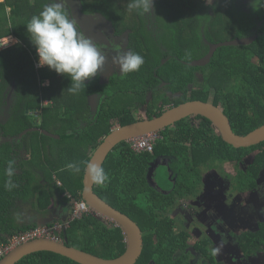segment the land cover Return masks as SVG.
<instances>
[{
	"label": "trees",
	"instance_id": "obj_1",
	"mask_svg": "<svg viewBox=\"0 0 264 264\" xmlns=\"http://www.w3.org/2000/svg\"><path fill=\"white\" fill-rule=\"evenodd\" d=\"M80 1L84 12L103 15L117 34L130 30L133 56L123 72L106 81L89 76L95 44L80 41L84 34L63 0L0 1V39L11 35L6 39L19 40L0 50V244L40 225L32 217L20 222V215H14L26 203L41 211L53 206L54 216L61 217L71 207L69 194L84 200L86 167L112 132L111 121L126 125L141 120L134 112L143 106L152 118L192 100L223 105L241 136L264 124V0H216L214 5L207 0ZM251 36L250 44L222 46L208 64L191 65L209 52L211 43ZM39 49L52 57L44 67L37 65ZM163 81L173 94L161 86ZM196 117L207 123L196 129L187 116L157 131L152 151L139 153L131 142H120L96 179L95 192L142 229L143 250L134 264H226L211 235L194 237L186 214H173L183 207L179 199L196 194L189 175L202 169L194 173L188 167L219 168L231 161L242 173L235 189L259 186L264 140L235 147L210 118ZM21 150L31 158L21 156ZM248 156L253 161L244 171L240 162ZM161 166L168 189L159 181ZM59 222L67 245L108 259L128 249L124 228L107 217L88 213L67 223L54 218L48 225ZM234 234L243 261L264 253V220ZM16 264L82 263L41 250Z\"/></svg>",
	"mask_w": 264,
	"mask_h": 264
},
{
	"label": "water",
	"instance_id": "obj_2",
	"mask_svg": "<svg viewBox=\"0 0 264 264\" xmlns=\"http://www.w3.org/2000/svg\"><path fill=\"white\" fill-rule=\"evenodd\" d=\"M70 9L74 22L80 27L84 36L91 43L111 46L112 38L109 28L111 23L101 14H91L83 11L80 0H63ZM106 21L108 24H103ZM255 39V36L235 38L228 41L211 43L209 52L202 58L193 60L192 66H204L208 64L215 51L228 45H247ZM0 39V47L2 46ZM165 61V60H164ZM192 114H201L210 118L218 127L223 137L235 147H248L264 140V124L245 135H238L232 127L228 115L216 104L203 100H192L175 106L160 116L141 119L135 122L118 125L112 132L105 136L95 152L93 153L85 171L83 199L101 216L107 217L120 224L127 234L129 246L126 252L118 258L108 259L97 256L93 253L65 244L62 240H55L47 237L36 238L24 242L13 248L8 254L0 259V264H16L26 255L41 251H53L70 257L82 264H134L140 257L143 250V233L139 224L128 214L122 212L109 202L103 199L94 190V184L105 163L109 153L122 141L143 134L159 131L178 120ZM39 128H31L38 130ZM47 136L61 138L57 133L40 129Z\"/></svg>",
	"mask_w": 264,
	"mask_h": 264
},
{
	"label": "flooded vegetation",
	"instance_id": "obj_3",
	"mask_svg": "<svg viewBox=\"0 0 264 264\" xmlns=\"http://www.w3.org/2000/svg\"><path fill=\"white\" fill-rule=\"evenodd\" d=\"M103 24L107 25L108 23L104 21ZM109 32L112 38L111 46L106 47L104 45L95 44L96 54L94 63L92 64L94 72L89 75H96L99 77L100 81H106L113 75L123 72V68L127 66L133 56L131 54V48L129 47L130 30L117 34L115 27L111 25ZM80 39V41L84 43L87 38L82 36ZM198 72L199 71H196V76ZM199 73L201 76V72ZM80 76H83V79H88L89 77L87 75ZM161 86L168 94H173L167 90V83L165 81H163ZM10 94H12V91ZM89 102L90 105H92L91 100H89ZM217 106L228 115L223 105ZM136 112H134V114ZM135 117L139 119L136 114ZM189 117H191L190 121L194 123L196 129L201 126L203 121H205V124L207 123L206 120L196 117V114L189 115ZM252 161L253 158L248 156L240 162V167L245 171ZM226 163H233L235 166V172L230 173L231 175L225 172L224 168L221 166ZM199 169L202 170L196 172L198 175H189V181L191 180L193 183L191 186L193 188L191 190L196 191V194L192 193L187 195L183 200L179 199L178 201L182 202L183 207L178 206L173 214L178 210L184 212L186 214L184 215L187 224L189 226L192 225V227L195 226V224H191V220L196 219L201 221L208 230L206 231V229H204V232L211 235L213 239L216 240L217 255L220 259L224 260L226 264H264V256L261 252L258 253L255 258L243 261V249L235 240L234 234L236 233L238 236L250 225L255 224L257 221L264 220V169L259 171V186L252 187L250 190L234 188L237 180L241 181L242 179V173L234 162H222L219 168L208 165L191 166L190 168L188 167V172ZM246 195L249 196L248 199ZM185 210H188V213H186ZM193 228V232H195L196 235H200L199 228L197 226ZM202 235L205 234H201L200 236ZM219 246L224 248V250L219 249ZM222 251H224L225 254H223Z\"/></svg>",
	"mask_w": 264,
	"mask_h": 264
},
{
	"label": "rangeland",
	"instance_id": "obj_4",
	"mask_svg": "<svg viewBox=\"0 0 264 264\" xmlns=\"http://www.w3.org/2000/svg\"><path fill=\"white\" fill-rule=\"evenodd\" d=\"M0 1H3V0H0ZM34 1L38 2V0H34ZM215 1L216 0H207L206 4H208V5H214L215 4ZM8 10H9V8H8ZM10 36L11 35H8L6 37L1 38V42H2L3 45L0 47V50H3L5 48L12 47L13 45L19 43V40L17 38H15V37H14L15 38L14 41L12 39H9V40L6 39V38H8ZM51 59H52L51 55H50V57L47 56L44 49H39L38 50L36 60H37V63H38L37 65L39 67H44V66L48 65V63H49L48 61H50ZM197 78H198L197 83H200L199 80L201 81L202 80V77H200V73L199 72L197 73ZM49 82L50 81L47 80V81L44 82V84L45 85H48ZM47 103H48V101L47 102H44V105H47ZM146 109H147V107L144 106L143 108H141L140 110H138L135 113L138 116L139 119L148 118V112H147ZM80 111L82 112V110H80ZM111 123H113V122H111ZM113 126L117 127L118 125H113ZM26 144L28 145V143H26ZM26 157H29V155H27ZM221 166H222V168H224V171L227 172L229 175H231L230 173L235 172V166H234L233 163H226V164H222ZM158 176H159V181L161 182L162 188L168 189V185H167L166 180H165L166 179L165 166H161L160 167V172H159V175ZM234 188H235V186H234ZM246 198L248 199L249 196L246 195ZM49 207H48V210L46 209L45 211H41L42 208H40L41 210L40 209H34L29 204L26 203V205L21 206V209H19L18 212L15 210L14 215L15 216H17L18 214L20 215V218H19V221L20 222H24L27 219H30L32 217L33 220H35L38 224L44 225V226H47L48 223L51 222V221H53L54 218H55V220L60 218L63 221H65L66 223L69 220H71V211H70V209L68 210L69 211L68 217H64L63 215H61V217H59V216H54V214H55V208L53 206H51L50 208ZM191 207L194 208L193 206H191ZM191 211H192V209H191ZM191 222H192L191 224H195V226H197L199 228L200 235L201 234H205L206 235V233L204 232V229H206V226L203 225L201 221L196 220V219L195 220L193 219V220H191ZM57 225L58 226H63V224H61L60 222ZM201 225H202V227H201ZM195 226H193V227H195ZM193 227H192V231L194 230ZM45 230H46V232H48L47 229H45ZM206 231H208V230L206 229ZM193 235L195 237L196 236V233L193 232ZM200 235L197 234V237H200ZM225 245H222V246H225ZM219 249H223L224 250V248H222L221 246H219ZM222 253L225 254L224 251H222ZM263 256H264V253H263Z\"/></svg>",
	"mask_w": 264,
	"mask_h": 264
},
{
	"label": "built area",
	"instance_id": "obj_5",
	"mask_svg": "<svg viewBox=\"0 0 264 264\" xmlns=\"http://www.w3.org/2000/svg\"><path fill=\"white\" fill-rule=\"evenodd\" d=\"M156 136L157 133H147L130 138L127 141L131 142L132 148L139 153L143 151H152ZM58 183L61 184L60 181ZM69 197L71 198L72 203L70 207L71 220L80 218L83 214L88 213L99 215L85 200H77L70 194ZM57 224L59 223H55L53 226L39 225L26 232H22L12 236L7 242L0 244V259L8 254L17 245L30 241L32 239L47 237L61 241L60 231L62 230L63 226H58ZM45 229H47L48 232H46Z\"/></svg>",
	"mask_w": 264,
	"mask_h": 264
},
{
	"label": "crops",
	"instance_id": "obj_6",
	"mask_svg": "<svg viewBox=\"0 0 264 264\" xmlns=\"http://www.w3.org/2000/svg\"><path fill=\"white\" fill-rule=\"evenodd\" d=\"M19 154L21 155V156H23L25 159H29V158H31V153L29 152V151H25V150H21L20 152H19ZM27 155H29V157H26ZM39 174L40 175H42V172L41 171H39ZM42 178H43V175L41 176ZM41 183H42V185L43 186H47V181H45L44 179H42L41 180ZM31 203H32V199H31V201H30ZM34 208V207H33ZM35 209V208H34ZM69 209H67L65 212H63V216L64 217H68V214H69V211H68ZM61 211H62V209H61Z\"/></svg>",
	"mask_w": 264,
	"mask_h": 264
},
{
	"label": "clouds",
	"instance_id": "obj_7",
	"mask_svg": "<svg viewBox=\"0 0 264 264\" xmlns=\"http://www.w3.org/2000/svg\"><path fill=\"white\" fill-rule=\"evenodd\" d=\"M149 118V117H148ZM145 119H147V118H145ZM113 125H120L119 123H114L113 122ZM115 128V126H113V129ZM157 132V131H156ZM156 132H151V133H156ZM101 216V215H100Z\"/></svg>",
	"mask_w": 264,
	"mask_h": 264
}]
</instances>
